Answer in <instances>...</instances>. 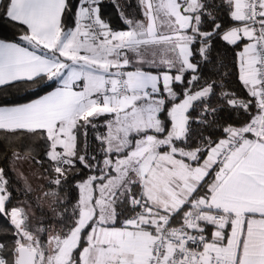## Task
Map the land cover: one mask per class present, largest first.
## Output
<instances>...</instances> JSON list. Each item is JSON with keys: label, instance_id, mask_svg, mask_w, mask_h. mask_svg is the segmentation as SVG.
<instances>
[{"label": "snow or ice", "instance_id": "obj_1", "mask_svg": "<svg viewBox=\"0 0 264 264\" xmlns=\"http://www.w3.org/2000/svg\"><path fill=\"white\" fill-rule=\"evenodd\" d=\"M0 143V264H264V0H0Z\"/></svg>", "mask_w": 264, "mask_h": 264}, {"label": "trees", "instance_id": "obj_2", "mask_svg": "<svg viewBox=\"0 0 264 264\" xmlns=\"http://www.w3.org/2000/svg\"><path fill=\"white\" fill-rule=\"evenodd\" d=\"M3 150V146H2V143H0V151Z\"/></svg>", "mask_w": 264, "mask_h": 264}, {"label": "rangeland", "instance_id": "obj_3", "mask_svg": "<svg viewBox=\"0 0 264 264\" xmlns=\"http://www.w3.org/2000/svg\"><path fill=\"white\" fill-rule=\"evenodd\" d=\"M25 168H27V166H25Z\"/></svg>", "mask_w": 264, "mask_h": 264}]
</instances>
